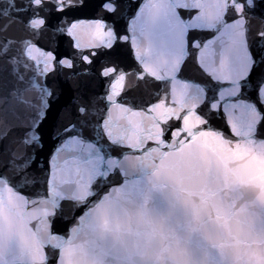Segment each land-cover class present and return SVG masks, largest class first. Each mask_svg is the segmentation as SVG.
I'll return each instance as SVG.
<instances>
[{
  "label": "snow or ice",
  "instance_id": "obj_1",
  "mask_svg": "<svg viewBox=\"0 0 264 264\" xmlns=\"http://www.w3.org/2000/svg\"><path fill=\"white\" fill-rule=\"evenodd\" d=\"M0 264H264V0H0Z\"/></svg>",
  "mask_w": 264,
  "mask_h": 264
},
{
  "label": "water",
  "instance_id": "obj_2",
  "mask_svg": "<svg viewBox=\"0 0 264 264\" xmlns=\"http://www.w3.org/2000/svg\"><path fill=\"white\" fill-rule=\"evenodd\" d=\"M79 16L80 19H92L93 18V13H91L89 10H85L84 12L82 13H79L77 14ZM59 49L61 51H68V46H67V39H63L60 41L59 43ZM74 51V50H73ZM87 51V50H86ZM104 85L101 83L97 90L98 91H101L103 89ZM69 99V95H65L63 98H62V103L63 102H66L67 100Z\"/></svg>",
  "mask_w": 264,
  "mask_h": 264
}]
</instances>
